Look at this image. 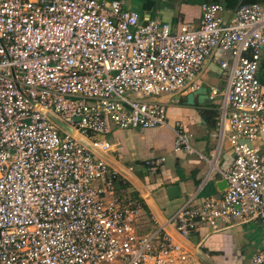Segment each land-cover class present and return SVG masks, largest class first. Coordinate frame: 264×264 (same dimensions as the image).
<instances>
[{"label": "built area", "instance_id": "built-area-1", "mask_svg": "<svg viewBox=\"0 0 264 264\" xmlns=\"http://www.w3.org/2000/svg\"><path fill=\"white\" fill-rule=\"evenodd\" d=\"M200 7L197 25L173 31L119 0H0V264H204L161 224L139 233L140 203L113 195L126 178L40 107L107 154L111 130L167 125L157 97L220 96L215 155L224 142L232 153L222 195L167 221L184 238L238 219L264 230V3L227 19L220 3ZM209 59L222 79L204 86ZM171 150L203 158L180 129ZM250 264H264V245Z\"/></svg>", "mask_w": 264, "mask_h": 264}, {"label": "crops", "instance_id": "crops-1", "mask_svg": "<svg viewBox=\"0 0 264 264\" xmlns=\"http://www.w3.org/2000/svg\"><path fill=\"white\" fill-rule=\"evenodd\" d=\"M108 1L110 0H103L102 2ZM119 1L122 2V7L126 10H132L134 2H138L140 5L144 2V0ZM204 2L220 3L224 9L223 15L227 19L239 5L252 2L264 3V0H154L150 11H143L139 7L137 12L143 19H158L168 22L172 30L175 31L180 22L197 25L201 18L200 6ZM215 53L221 57H228L226 53L219 50ZM201 72V80L204 86L220 83L222 79V71L218 64L211 59L204 64ZM190 93H193L192 104L187 102ZM158 100L164 103L166 107V126L146 130L123 129L134 131L143 142L142 148L150 149L153 147L152 143L156 147V140L159 139V141L157 140V147L162 148L166 156L147 157L141 160V163L144 164L148 159L164 157L157 169L151 171L142 165L143 168L139 167L138 173L135 174L130 166L127 168L118 162L114 154L108 152L107 155L131 172L145 187L161 214L168 220L179 207L188 201L198 203L204 197H220L222 195L224 186L219 170L228 168L232 153L227 142H224L218 156L215 155L217 139L214 133L216 127L210 128L205 122L201 110L209 106L207 102L200 100L199 93L181 91L172 96L163 94L159 96ZM177 129L186 134L189 143L191 140L193 141L192 147L203 158H200L196 153L172 152L174 130ZM151 137L154 138L152 143L149 142ZM116 146V143L111 144L110 151L115 152L114 147ZM125 147L126 145L122 140L120 150L123 151ZM223 148L226 152L222 155ZM220 155L223 158H220ZM210 160L213 165H216V169L211 167ZM126 181L129 183V186L126 187L123 185L124 179L121 178L116 181L113 195H117L119 199L122 198L125 202L138 201L140 203V216L137 220L139 233L154 230L159 225L158 220L136 186L131 181L127 179ZM170 186L178 187L179 196L168 197L166 190ZM128 191H132L133 194ZM120 193L126 196L123 197ZM111 195L107 194L106 198H110ZM132 198H135L134 201L131 200ZM186 239L204 252L214 264H250L251 255L264 245V230L254 221L238 219L222 225L216 230L203 225L199 226Z\"/></svg>", "mask_w": 264, "mask_h": 264}, {"label": "water", "instance_id": "water-1", "mask_svg": "<svg viewBox=\"0 0 264 264\" xmlns=\"http://www.w3.org/2000/svg\"><path fill=\"white\" fill-rule=\"evenodd\" d=\"M103 1V0H98ZM139 1V0H135ZM154 3V0H144V2L140 5L138 2H134L132 5V11H138L139 7L143 11H150L151 4ZM203 96V95H202ZM193 93H190L187 98V102L192 104L193 101ZM40 110L48 117L50 120H52L54 123H56L58 126L63 128L65 131L76 137L81 143H83L85 146H87L90 150H92L95 154L105 159L110 165H112L124 178L131 181L132 184L136 186L138 191L142 194L143 199L146 201L148 207L152 211V213L155 215L156 219L158 220V223L163 225V227L166 229L167 232H169L174 238H176L180 243H182L185 247H187L194 255L198 257L200 261H202L204 264H214V262L207 257V255L202 252L200 249L192 245L186 238L182 237L167 221V219L161 214L159 209L157 208L156 204L150 197L149 193L145 189V187L129 172L127 168L122 166L121 164L117 163L115 160H113L111 157H109L106 153L99 150L96 146H94L89 140L84 138L83 136L79 135L75 130H73L71 127L66 125L64 122H62L60 119H58L55 115H53L51 112L45 110L44 108L40 107ZM75 120H78L76 117ZM223 186H225V181L223 180ZM224 188V187H223ZM167 195L169 198H175L179 196V189L177 186H170L166 190Z\"/></svg>", "mask_w": 264, "mask_h": 264}, {"label": "rangeland", "instance_id": "rangeland-1", "mask_svg": "<svg viewBox=\"0 0 264 264\" xmlns=\"http://www.w3.org/2000/svg\"><path fill=\"white\" fill-rule=\"evenodd\" d=\"M219 88L221 92L222 87L220 86ZM127 96H133V94L127 93ZM158 98L159 97H157L156 99ZM146 99H152V98H146ZM220 99L221 97L218 96L213 101H210L207 99V97L200 95V100H202L203 102H207L208 106L216 107L218 113H219L218 103L220 102ZM125 130H111L108 134L105 135V140L110 145L116 143L117 146L114 147L115 152L109 151V153L114 154L116 156L117 161L125 165L127 168L130 166L133 173L135 174L138 173L137 171L139 167L143 168L142 167L143 164L141 163V160L143 158L154 157V156L159 157L161 155L166 156V154L164 153L165 151L162 148L157 147L158 145L157 140L159 141L157 137H156L157 138L156 147H154L155 145L152 143L154 141V138L151 137L149 142L152 143L153 147L150 149L147 147L142 148L141 144L143 142L141 138L137 136L136 133H134V131H125ZM160 139L162 140V137H160ZM122 140L124 141V144L126 145L123 151L120 150V147L122 146ZM192 142L193 141L191 140L190 141L191 146H192ZM225 152H226L225 148H223L221 151V154L223 155ZM222 155H220V158H223ZM128 192H132V191H128ZM120 194L123 197L126 196V195H123L122 193ZM131 194H133V192ZM133 199L135 198H132L131 200L134 201Z\"/></svg>", "mask_w": 264, "mask_h": 264}, {"label": "trees", "instance_id": "trees-1", "mask_svg": "<svg viewBox=\"0 0 264 264\" xmlns=\"http://www.w3.org/2000/svg\"><path fill=\"white\" fill-rule=\"evenodd\" d=\"M259 75H260L261 80H263L264 79V59L261 64ZM201 111H202L203 118L205 122L207 123V125L210 128H215L217 125V116H218L216 107L209 106V107L203 108ZM123 185H125L126 187V186H129V183L125 180Z\"/></svg>", "mask_w": 264, "mask_h": 264}, {"label": "bare ground", "instance_id": "bare-ground-1", "mask_svg": "<svg viewBox=\"0 0 264 264\" xmlns=\"http://www.w3.org/2000/svg\"><path fill=\"white\" fill-rule=\"evenodd\" d=\"M213 163V162H212ZM216 163V162H215ZM215 165V164H214ZM213 167V166H212Z\"/></svg>", "mask_w": 264, "mask_h": 264}]
</instances>
